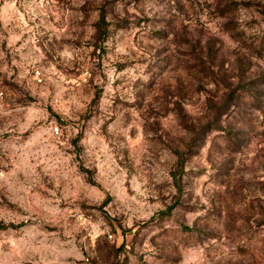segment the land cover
Segmentation results:
<instances>
[{"label": "rangeland", "instance_id": "obj_1", "mask_svg": "<svg viewBox=\"0 0 264 264\" xmlns=\"http://www.w3.org/2000/svg\"><path fill=\"white\" fill-rule=\"evenodd\" d=\"M0 264H264V0H0Z\"/></svg>", "mask_w": 264, "mask_h": 264}, {"label": "built area", "instance_id": "obj_2", "mask_svg": "<svg viewBox=\"0 0 264 264\" xmlns=\"http://www.w3.org/2000/svg\"><path fill=\"white\" fill-rule=\"evenodd\" d=\"M58 130V128H56V131Z\"/></svg>", "mask_w": 264, "mask_h": 264}]
</instances>
